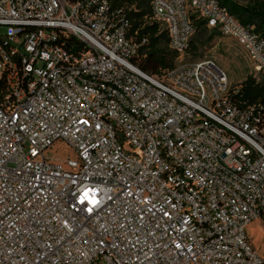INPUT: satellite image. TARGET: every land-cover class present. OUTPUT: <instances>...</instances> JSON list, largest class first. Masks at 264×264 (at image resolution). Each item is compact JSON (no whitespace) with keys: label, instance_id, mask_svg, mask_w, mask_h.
<instances>
[{"label":"built area","instance_id":"obj_1","mask_svg":"<svg viewBox=\"0 0 264 264\" xmlns=\"http://www.w3.org/2000/svg\"><path fill=\"white\" fill-rule=\"evenodd\" d=\"M152 8L180 56L201 20L264 78V38L219 0ZM130 29L108 0H0V264H264V111L212 60L143 72Z\"/></svg>","mask_w":264,"mask_h":264},{"label":"trees","instance_id":"obj_2","mask_svg":"<svg viewBox=\"0 0 264 264\" xmlns=\"http://www.w3.org/2000/svg\"><path fill=\"white\" fill-rule=\"evenodd\" d=\"M114 9L122 10L131 22L130 34L136 37L140 43L143 38H148L149 43L144 45L132 62L143 72L150 76L161 77L164 72L175 67L168 61L163 43L167 45L173 59L180 54L170 47V37L166 29L161 31L158 23H152L154 13L152 0H108ZM222 6L227 7L238 21L264 38V0H255L252 6L240 7L231 0H219ZM197 31L206 29L205 23L196 20ZM193 41L190 42V51ZM187 51V52H188ZM240 93L236 99L242 104L254 106L259 111H264V84L258 82L252 76L240 86ZM264 220V217L262 218Z\"/></svg>","mask_w":264,"mask_h":264},{"label":"rangeland","instance_id":"obj_3","mask_svg":"<svg viewBox=\"0 0 264 264\" xmlns=\"http://www.w3.org/2000/svg\"><path fill=\"white\" fill-rule=\"evenodd\" d=\"M240 7L252 6L255 0H231ZM152 23H158L161 31L165 26L157 20ZM193 47L190 51L173 59L167 45L163 43L168 61L177 66L180 63H195L201 60H212L221 69H223L233 86H240L247 78L253 77L258 82L264 84V78L257 73L253 64L249 60L242 46L232 38L222 36L218 31L208 28L197 31L193 38ZM47 156L61 165L65 170L70 171L68 160L78 161V155L63 141H58L54 147L47 152ZM247 235L255 252L264 258V220H258L250 224L247 228Z\"/></svg>","mask_w":264,"mask_h":264}]
</instances>
